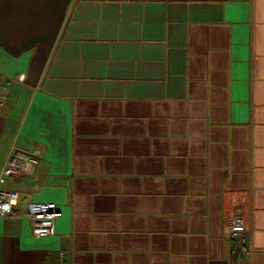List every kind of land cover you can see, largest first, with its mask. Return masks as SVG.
<instances>
[{
  "label": "crops",
  "instance_id": "1",
  "mask_svg": "<svg viewBox=\"0 0 264 264\" xmlns=\"http://www.w3.org/2000/svg\"><path fill=\"white\" fill-rule=\"evenodd\" d=\"M5 82L0 264H264V0H0Z\"/></svg>",
  "mask_w": 264,
  "mask_h": 264
},
{
  "label": "built area",
  "instance_id": "2",
  "mask_svg": "<svg viewBox=\"0 0 264 264\" xmlns=\"http://www.w3.org/2000/svg\"><path fill=\"white\" fill-rule=\"evenodd\" d=\"M16 82L23 80L22 76L13 79ZM9 82L0 85V109L6 101ZM36 153H24L15 149H10L2 167L0 169V218H26L31 224V233L34 237H48L55 234V222L61 213L54 203L29 202L23 214L14 210V206L19 200L16 191L2 189L1 186L7 179L13 176H30L33 166L36 163ZM234 225L231 227V237L244 232L240 216L235 214Z\"/></svg>",
  "mask_w": 264,
  "mask_h": 264
}]
</instances>
